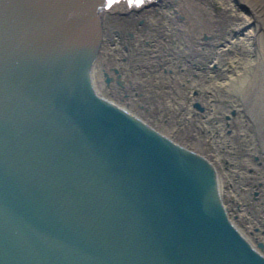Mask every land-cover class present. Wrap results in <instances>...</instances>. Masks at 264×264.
Listing matches in <instances>:
<instances>
[{
  "label": "water",
  "instance_id": "95a60500",
  "mask_svg": "<svg viewBox=\"0 0 264 264\" xmlns=\"http://www.w3.org/2000/svg\"><path fill=\"white\" fill-rule=\"evenodd\" d=\"M103 1L0 0V264H264L213 165L92 88Z\"/></svg>",
  "mask_w": 264,
  "mask_h": 264
},
{
  "label": "bare ground",
  "instance_id": "6f19581e",
  "mask_svg": "<svg viewBox=\"0 0 264 264\" xmlns=\"http://www.w3.org/2000/svg\"><path fill=\"white\" fill-rule=\"evenodd\" d=\"M126 2L130 1L119 0L99 9L101 35L99 48L90 64L92 88L209 162L215 158L211 157L212 153L220 152L226 163L222 166L223 178L216 179L221 205L229 221L249 244L253 245L256 239L263 241L259 252L264 255V228L252 227V221L243 214L244 207L238 209L240 205L227 194L230 187H224L225 183L230 184L231 189L238 191V184L242 183L244 193L250 195L255 191L258 195L252 201L256 211L252 212L262 219L264 227V0H187L185 3L190 8L203 13L192 16L196 19L194 29L189 19L177 20L176 6L163 0ZM121 14L123 18L127 15L132 18L121 20ZM149 15L156 17L155 26L148 28L138 23L139 17ZM127 31L131 35L129 39L125 35ZM200 33L208 34L210 41L202 42ZM194 44L197 52L190 50ZM184 57L194 61V69L187 68ZM208 61L219 64L216 72L199 69ZM112 65L120 80L133 75L140 79L139 84H104L103 69L108 71ZM154 73H158L157 78H153ZM191 86L203 89L193 96L204 106L203 117L198 114L200 121L191 110L188 114L185 106L189 105L183 103L189 91L185 87L190 89ZM210 89L212 93L207 95L204 90L209 92ZM144 92L146 98L141 97ZM159 93L171 104V112L162 111L164 101L159 103V108L154 107L160 100ZM233 111L236 114L231 120L225 119ZM187 115H190L192 126L186 121ZM230 123H234L232 126L238 124V128L225 133ZM236 139L240 144L243 141L239 148L234 146ZM218 163L222 165L219 160L217 166ZM215 169H218L216 165ZM229 170L235 173L240 170V177H233L227 172ZM257 180L261 184L257 185Z\"/></svg>",
  "mask_w": 264,
  "mask_h": 264
},
{
  "label": "rangeland",
  "instance_id": "374dc122",
  "mask_svg": "<svg viewBox=\"0 0 264 264\" xmlns=\"http://www.w3.org/2000/svg\"><path fill=\"white\" fill-rule=\"evenodd\" d=\"M120 1H125V0H120ZM185 1H187V0H163V2H166L167 4H169V5H173V6H176V8L178 9L177 10V20H180V21H183V19H189V21H190V24H191V27H192V29H194L195 27L193 26V22L196 20V19H194V18H192V16L193 15H197V14H203L200 10L198 11V9L197 8H190V6L188 5V4H186L185 3ZM127 3V2H126ZM128 3H130V2H128ZM130 4H133V3H130ZM101 12L102 13H104L105 12V9H102L101 10ZM123 15L124 14H121L120 16V19L122 20V18H123ZM132 18V15H127V17H124L123 18V20L124 21H126V20H129L130 18ZM127 18H129V19H127ZM156 17H153V16H151V15H149V17H143V18H141V17H139L138 19V23H140V24H143L144 26H147L148 28H151V27H153V26H155V19ZM192 33H193V31L191 32V35H192ZM125 35L127 36V39H129V38H131V35L128 33V31L125 33ZM200 39L202 40V42L204 41V42H208V41H210V36L208 35V34H206V33H200ZM125 45H126V43H124ZM122 47L125 49V46L124 45H122ZM196 47H197V45H195L194 44V46L193 47H191L190 48V50L191 51H193V52H197L198 50H196ZM126 49H127V47H126ZM202 54V53H201ZM184 59V61L186 62V63H188V67L187 68H195V66H196V64L194 63V61H190V58H188V57H184L183 58ZM188 61V62H187ZM218 66H219V64H213V63H211V61H208V64H201V67L199 68L200 70H203V71H205V72H207V71H212V70H214L213 72H216L218 69ZM163 68V67H162ZM162 70H165V69H162ZM181 70V69H180ZM168 71H170V69L168 70ZM192 72H197L196 70H193ZM163 73V72H162ZM165 73V72H164ZM167 73V72H166ZM136 74H138V76H142L141 75V73H136ZM157 76H158V73H154V76H153V78H157ZM132 77H133V75L131 76V81H132ZM171 77V76H170ZM137 80H139V79H137ZM148 82H149V80L147 81V86H148ZM189 82V81H188ZM130 83V82H129ZM129 83L127 82V83H125L127 86H131V85H129ZM132 83H133V81H132ZM152 83H156V81H152ZM152 83H150L149 85H153L154 86V84H152ZM138 84V83H137ZM133 86V85H132ZM188 86V85H187ZM143 87V86H142ZM152 88V87H151ZM189 90L188 92H187V94L189 95H185L184 97H183V103L185 104V102L186 103H188V108H187V105L185 106V110L187 109V112L189 111V110H191L193 113H195V115H196V117L198 118V120L200 121V120H202L201 118H199V113H200V116L201 117H203V115H202V113L204 112L203 110H204V106H202V104L200 103V100H198V99H195L193 96H194V94L196 95L197 93L199 94L201 91H203V89H198V86H194V87H190V89L188 88V87H185V90ZM160 91L159 92H162L161 91V89H159ZM154 91V90H153ZM153 91H151V92H153ZM163 91H165V90H163ZM209 92H207V91H205L204 90V92L207 94V95H210L212 92V90L210 89V90H208ZM145 93L146 92H144L143 94H142V96L141 97H143V98H146V96H145ZM155 94V95H154ZM153 95L154 96H156L157 95V93H156V90H155V93H154ZM165 94H166V91H165ZM214 94L216 95V91H214ZM160 96V97H159ZM163 96V97H162ZM166 96V95H165ZM157 98L158 99H160L158 102H156V104H155V101H153V103L155 104L154 105V107H158L159 108V103L161 102H163L162 103V105H161V107H162V111L163 112H171V104H169V102H167V101H165L164 99L166 98V97H164V94L162 93V95L159 93V95L157 96ZM157 98H154L155 100H157ZM185 99V100H184ZM213 100H214V98H213ZM194 102H196V103H198L199 104V106H197V105H195V103ZM163 104H164V106H163ZM202 107V108H201ZM165 109V110H164ZM155 110H157L156 108H155ZM160 110V109H159ZM216 110V109H215ZM235 111H236V109H234ZM191 112V113H192ZM238 113L240 114V115H243L242 114V112L241 111H238ZM188 114H189V112H188ZM236 113L233 111V112H231L230 114H227V116H228V118L225 116V119H228V120H231V117L233 116V115H235ZM189 120H190V115H187L186 116V121H187V123L189 122ZM178 123V122H177ZM203 125H204V123H202ZM231 124V126L229 127H226V129L224 130V132L225 133H232V129L233 128H235V129H237L238 128V124H235L234 126H232L233 124L232 123H230ZM177 125H179V124H177ZM188 125H193V123L192 122H189V124ZM214 132H212V134H213ZM221 134H223V132H221ZM207 139V141H208V139H209V137H207L206 138ZM220 143H221V141H220ZM243 145V141H242V144H240L239 143V141L236 139V142L234 143V146H237L238 148L239 147H241ZM220 149V148H219ZM213 154H214V156H213ZM216 155V156H215ZM211 157H215L216 159H218L219 161H221L222 162V165L220 164V167H219V170H220V176L219 177H223V176H221L223 173H224V167H222V166H225L226 165V163H225V159L223 158V156L222 155H220V152H217V153H212L211 154ZM255 159H256V157H254ZM227 172H230V174L233 176V177H235V178H238V177H240V170H238L236 173H235V170H229V171H227ZM264 184V183H263ZM242 183H240V184H238V191L235 189V188H233V189H231V186H230V184H227V186L226 187H230V190H228L227 191V194L229 193V195H230V197L231 198H233V199H235L236 201H235V204H237L239 207H238V209H241V207L243 206L244 208V215H246L248 218L247 219H249L250 221H252V227L254 228V225L255 226H258L259 227V229H261V228H264L263 226H262V219L261 218H259V217H256L253 213L254 212H252V210L253 211H256V209H254V204H253V202L254 201H252V200H256V196L258 195V194H256L255 193V191H253L250 195H249V193L247 194V193H244V189L243 188H241L242 186ZM257 185H259L258 183H257ZM227 196V195H226ZM242 204H244V205H242ZM237 205H236V207H237ZM252 218V219H251ZM254 218V219H253ZM257 219V220H256ZM259 220V221H258ZM256 223H258V224H256ZM253 228H251V229H253ZM260 230H258V232H259Z\"/></svg>",
  "mask_w": 264,
  "mask_h": 264
}]
</instances>
